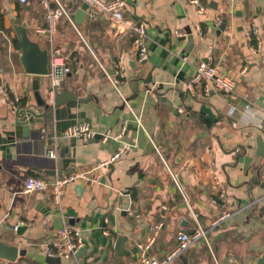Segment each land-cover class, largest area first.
Here are the masks:
<instances>
[{
	"label": "crops",
	"instance_id": "crops-1",
	"mask_svg": "<svg viewBox=\"0 0 264 264\" xmlns=\"http://www.w3.org/2000/svg\"><path fill=\"white\" fill-rule=\"evenodd\" d=\"M198 1L201 11L190 0H124V16L146 29L141 62L133 32L120 35L108 19L86 13L77 27L99 62L113 74L123 60L116 88L65 19L51 37L41 35L35 27L47 23L39 0H0V240L25 250L13 264H49L40 243L56 250L64 227L78 230L83 246L74 257H60V264H137L135 242L157 221L163 226L150 253L158 259L176 247L178 232L191 233L197 223L207 232L208 245L198 241L169 264H264V0ZM82 4L66 0L73 18ZM15 24H24L49 55L60 49L74 64L53 98L69 95L56 106L49 104V74L24 71ZM253 25L260 34L257 52L246 36ZM209 58L218 74L235 80V99L204 95L201 85L188 90L196 66ZM37 92L49 108L38 105ZM9 95L25 98L24 111L36 116L18 113ZM26 119L24 133L18 122ZM81 121L96 136L125 131L107 142L62 136ZM151 141L178 173L187 203ZM46 149L57 157H45ZM74 171L100 179L70 184L58 205L49 190L22 192L27 176ZM224 213L229 216L211 225ZM7 222L25 226L23 234L9 238ZM118 236L125 238L121 256Z\"/></svg>",
	"mask_w": 264,
	"mask_h": 264
},
{
	"label": "built area",
	"instance_id": "built-area-1",
	"mask_svg": "<svg viewBox=\"0 0 264 264\" xmlns=\"http://www.w3.org/2000/svg\"><path fill=\"white\" fill-rule=\"evenodd\" d=\"M20 4H25L30 0H16ZM87 5L86 12L91 19H96L98 17H104L108 19L110 24L113 26L115 31L124 35L128 32H133L135 38L133 39V45L138 52V61L141 62L146 59V48L143 45V40L146 37V29L144 24L135 23L130 18H126L123 14V9L125 7L124 0H78ZM228 2H236L237 0H227ZM191 3L196 5L198 9L203 10L202 5L198 0H190ZM40 5L46 10L45 21L46 26H36L35 32L41 35L52 36L56 27L62 19H65L75 30L77 35L80 37L81 42L87 48V50L92 54L96 60L99 68L104 73V75L110 80V82L117 88L120 80L119 76L124 69L123 60L120 58L115 63V69L113 74H110L108 69L99 62L98 58L95 56L91 45L88 40L81 33L77 24L74 21L72 14L68 11L66 7V0H39ZM201 34V32L199 31ZM246 36L252 39L255 43L253 49L257 52L260 45V34L258 29L253 25L250 26L246 31ZM75 60V58L73 59ZM49 77H50V102L53 104L55 91L60 88L66 74L70 71V63L67 61V57L61 52L60 49H54L49 58ZM201 85V89L204 95H209L212 92L218 93L228 99L236 98V83L235 80L224 74H218L216 67L213 65L212 60L209 58L206 62H201L196 66L195 74L188 83V90L191 93L195 92V86ZM12 108L17 110L16 103L19 101V97L13 96L9 98ZM124 102H126L123 99ZM24 110H21L23 112ZM264 112V111H263ZM264 115V114H263ZM139 122V121H138ZM140 124V122H139ZM125 127L119 133H113L107 130L101 134L100 140L102 142H107L109 140H118ZM96 131L92 128L91 124L87 121L78 122L62 132V136L66 139H72L80 142H87L96 136ZM151 144L158 155L164 170L168 174L170 180L174 184L175 188L182 195L186 203L188 202L186 193L182 188L178 173L175 172L174 168L166 160L164 154L161 150L151 141ZM44 156L48 158H56V152L51 149H46ZM119 156L116 153L111 160L104 163L105 166L108 163L113 162ZM99 176H88L87 173L80 172H69L62 174L60 176H54L52 178H41L36 176H27L24 179L23 190L24 194H30L33 192H44L50 191L52 200L54 204H59L61 201V196L64 193V189L72 183L79 182L83 180L88 185H92L99 181ZM215 181V180H214ZM217 183V181H215ZM220 197H223V192L220 191ZM215 202V200H214ZM131 214V212H130ZM229 216L228 213H224L216 218L211 225H216L223 221ZM19 225H14L13 230H17ZM163 223L157 221L151 224L148 228L147 234L142 240L135 242V248L137 252V264H169L174 258L178 257L184 250L189 248L196 242H204L208 245L207 232L206 230L197 223L196 228L191 233L178 232L177 234V245L169 253H167L163 258H155L151 255L150 251L153 247L161 229ZM83 246V239L80 232L71 227H64L59 231L58 234V245L57 249L54 250L50 245L45 243H40V247L44 250L47 255L58 256L64 258L74 257L76 253ZM21 264V263H16ZM242 264H254L252 262H245Z\"/></svg>",
	"mask_w": 264,
	"mask_h": 264
},
{
	"label": "water",
	"instance_id": "water-1",
	"mask_svg": "<svg viewBox=\"0 0 264 264\" xmlns=\"http://www.w3.org/2000/svg\"><path fill=\"white\" fill-rule=\"evenodd\" d=\"M86 9L87 5L83 3L79 10L76 11L74 15V20L76 24H81L86 17ZM14 30L18 39V42L20 44L21 48V57L20 61L22 64V67L24 71L28 74H34V75H41V76H47L49 74V58L50 55L46 49L40 48L37 42L31 40L26 31V27L24 24H15ZM36 89V86L35 88ZM36 91V90H35ZM68 93L61 94L59 96H56L54 98L53 104L51 106H56L57 104L61 103L64 99L68 97ZM36 101L38 105L43 106L45 108H49V106L46 104L45 100L40 97L39 93L37 92V95L35 93ZM74 97V96H72ZM161 99V100H160ZM160 101H164L168 105V100L166 98H159ZM170 105V104H169ZM168 107H171L169 106ZM171 110L173 112H177V108H172ZM27 113L35 115L33 111L25 110ZM21 112V115L24 116V112ZM36 116V115H35ZM23 126L24 133H26L29 129V122L28 119L18 122ZM101 135H98L95 137V139H100ZM114 144H116L114 142ZM117 145V144H116ZM78 189H82L81 186H78ZM14 225L11 223L5 224V229L8 234L10 235L9 238H17V236H21L23 232L21 230L25 229V226H18L17 230H13ZM124 237L118 236L115 242V250L117 251L118 255H123L125 252L124 249ZM25 250L20 249L17 241L14 242V244L5 243L2 240H0V264H13L17 261L19 256H23ZM81 252V251H80ZM46 262L49 264H60V257L56 256H50L47 255ZM184 260V258H183ZM184 264H187L184 261Z\"/></svg>",
	"mask_w": 264,
	"mask_h": 264
},
{
	"label": "trees",
	"instance_id": "trees-1",
	"mask_svg": "<svg viewBox=\"0 0 264 264\" xmlns=\"http://www.w3.org/2000/svg\"><path fill=\"white\" fill-rule=\"evenodd\" d=\"M14 44H15V47H17V48L19 47V44H18L16 39L14 40ZM73 69H74V64L72 66L70 65V71ZM9 96H10V98H13V96H11V95H9ZM16 107H17L18 113L21 110H24L26 108L25 98H19V101L16 103Z\"/></svg>",
	"mask_w": 264,
	"mask_h": 264
}]
</instances>
